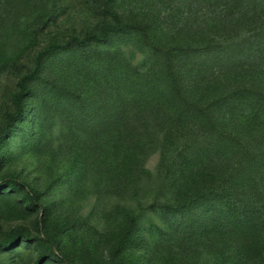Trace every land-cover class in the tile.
I'll use <instances>...</instances> for the list:
<instances>
[{
  "label": "rangeland",
  "instance_id": "obj_1",
  "mask_svg": "<svg viewBox=\"0 0 264 264\" xmlns=\"http://www.w3.org/2000/svg\"><path fill=\"white\" fill-rule=\"evenodd\" d=\"M97 1L0 0V264H264V256L247 253L242 240L211 227L214 219L204 207L180 197L163 172L159 148L142 142L141 166L135 167L131 145L138 138L131 128L141 122L119 114V61L122 51L136 64L144 59L141 35L124 29L119 37L109 32L107 44L45 53L54 43L108 25ZM117 5L149 17L160 50L177 34L176 48L183 51L211 41L233 46L228 59L192 53L178 62L188 89L205 75L188 68L206 65L210 71L225 60L237 73L250 67L214 108L226 130L235 133L248 125L249 111L264 107L258 104L264 96V4L252 18L251 0ZM212 17L218 36L208 26ZM124 41L129 46L116 54ZM151 53L155 60L159 52ZM244 88L252 92L251 106L241 102ZM18 93L23 96L17 104ZM185 129L192 140L186 139L188 151L198 147L213 157L227 151L206 144L196 128ZM123 147L130 164L121 168ZM26 186L36 195L34 204Z\"/></svg>",
  "mask_w": 264,
  "mask_h": 264
},
{
  "label": "trees",
  "instance_id": "obj_2",
  "mask_svg": "<svg viewBox=\"0 0 264 264\" xmlns=\"http://www.w3.org/2000/svg\"><path fill=\"white\" fill-rule=\"evenodd\" d=\"M119 1L121 0L97 1V9L109 19L108 25L102 24L96 33H88L81 39L72 38L63 45L54 43L45 49V53L55 52L71 44L75 47L107 44L112 39V33V36L119 37L124 29L141 35L144 38V59L136 64L122 51L119 61L122 64L118 89L119 114L123 119L133 120V123L141 122L140 129L137 124L131 128L138 138L131 145L135 167L139 169L141 166L139 152L143 147L142 142L148 143L154 150L159 148L163 172L180 197L189 200L188 204H198L210 212L209 219H214L211 227H217L219 231L223 230L242 240L247 253L258 252L264 256V107L249 111L248 125L241 129L236 128L235 133L226 130V127L219 123L218 112L214 111L217 104H224L228 96L234 92L232 85L242 82L241 75L245 71L248 75L250 67L245 70L240 66L241 72L237 73L228 65L229 61L225 60L227 65L210 71L206 65L188 68V72L194 73L197 77L201 78L205 74L195 86L188 89L184 85L183 70L181 71L178 64L182 56L209 53L212 60L222 55L228 59L233 46H221L211 41L195 47L194 50H190V46L187 45L186 51H183L176 48L180 44L177 36L181 37L177 34L170 42L171 46L167 47L166 43L160 50L158 46L153 45L156 42L154 34L157 30L151 25L149 17L130 15L128 13L130 11L118 8ZM251 2L252 18L257 15L259 5H263L264 0ZM223 18L224 16L219 17ZM208 26L211 28V35L218 36V32L213 28L218 24L217 21L213 23V17ZM261 29L264 31V27ZM202 33L200 32V36L204 38ZM173 45L174 49L171 48ZM125 46H129L128 42L118 43L116 54ZM155 49L159 54L152 60L150 54L152 55L151 52ZM200 72L204 74L201 73L200 76ZM196 85L201 87L196 89ZM193 87L195 90L190 91ZM242 92L244 97L241 102L251 106L253 104L251 90L244 88ZM22 96L23 93L15 94L14 100L17 104L20 103ZM258 104L264 106V96L260 97ZM257 122L262 127L253 131ZM123 125L125 128L124 123ZM217 125L224 127L223 130ZM209 126L211 130L210 134H207L206 129ZM190 127L201 132L199 138H203L205 134L208 139L206 144L227 151L220 152L218 157L210 156L206 150H200L198 147L197 150L188 151L192 146L187 144L186 139L190 142L192 140L186 138L185 128ZM122 133L124 135V131ZM127 134L133 140L132 136ZM120 150L123 152L120 167L123 168L130 164V160L124 154H128L129 148L123 147ZM26 189L29 199L34 204L35 193L29 186H26Z\"/></svg>",
  "mask_w": 264,
  "mask_h": 264
}]
</instances>
